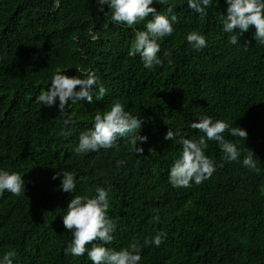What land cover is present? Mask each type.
Masks as SVG:
<instances>
[{"label":"trees","instance_id":"16d2710c","mask_svg":"<svg viewBox=\"0 0 264 264\" xmlns=\"http://www.w3.org/2000/svg\"><path fill=\"white\" fill-rule=\"evenodd\" d=\"M168 3L178 20L159 41L163 63L146 69L132 41L133 28L143 29L150 16L131 27L109 21L104 28L110 9L101 10L97 0H0V168L25 180V194L0 195V255L15 249L14 264H92L86 253L65 255L72 235L63 214L76 194L93 195L98 186L108 189V214L116 222L106 247L167 233L158 247H143L140 264H264V45L254 26L239 45L228 43L225 0H212L205 14L189 9L187 0L155 6L163 12ZM194 30L206 36L201 50L186 40ZM76 65L94 71L107 91L100 100L94 94L93 102L66 106L73 119L64 136L59 101L49 107L36 96L50 87L53 73L77 75ZM115 99L141 117L144 153L120 138L118 150L76 154L80 133ZM204 115L247 130L246 139L223 133L243 150L241 157L224 161L218 143L208 141L206 154L217 161L212 176L172 187L168 173L182 146L165 134L171 127L185 137L202 135L190 123ZM249 151L258 171L242 164ZM62 169L77 177L72 192L53 179Z\"/></svg>","mask_w":264,"mask_h":264},{"label":"clouds","instance_id":"9594fccd","mask_svg":"<svg viewBox=\"0 0 264 264\" xmlns=\"http://www.w3.org/2000/svg\"><path fill=\"white\" fill-rule=\"evenodd\" d=\"M103 10V5H108L110 11L106 13L108 20L104 28L113 24L131 27L145 21L143 29L133 28L135 33L132 41L133 54H138L146 69H153L163 63L158 53L161 50L160 40L171 36L174 24L178 17L174 13V4L168 3L166 11H158L155 4H163L165 0H97ZM227 13L222 15V30L229 34L228 43L239 45V37L250 26L255 27V39L260 45H264V0H225ZM212 4V0H187L189 9L198 14H205ZM151 14V15H150ZM187 42L196 50H201L207 45L206 36L199 31H190L186 36ZM245 47H247L245 45ZM165 56L170 53L165 52ZM77 75H68L65 70L53 73L51 85L46 91H41L36 100L41 105H57L60 112H65L61 133L70 135L69 125L72 116L66 113V106L86 100L93 102L100 100L107 89L99 84L94 71L85 69L80 65L75 66ZM98 90L94 91V86ZM77 86H80L77 88ZM142 119L126 110L125 105L115 99L103 112L97 111L93 117L92 127L82 131L79 142L74 151L76 154H84L98 151L101 148L118 150L117 141L127 138L131 144L130 151L140 155L144 153L143 142L148 137L140 135ZM191 129H199L202 135L197 137H185L180 134V129L175 131L170 127L164 139L179 140L181 151L170 166L168 179L172 187L188 188L193 183L200 184L209 179L216 170L217 161L206 154L208 141H216L223 153L224 161H236L241 157L242 149L236 143L225 138L223 133L227 131L231 136L246 139L248 132L241 126L232 127L223 119H213L211 116H199L190 123ZM139 133V134H137ZM138 141L140 142L138 144ZM253 151L243 156L242 164L250 170H257V161ZM223 166V162L219 164ZM60 177L59 188L64 192H72L77 187V177L72 171L62 169L54 174L53 179ZM5 191L15 196L25 194V180L17 171L0 168V195ZM108 189L102 186L95 188V194H76L68 203L63 214V224L66 230L71 232L72 238L64 248L65 255L74 257L87 255L92 264H140L143 247L159 246L167 237L163 230L153 236H145L143 241H137L129 247L115 249L106 247L114 239L116 222L109 216ZM157 213L152 217L153 222H159ZM91 245V247H87ZM15 249H9L0 255V264H14Z\"/></svg>","mask_w":264,"mask_h":264}]
</instances>
